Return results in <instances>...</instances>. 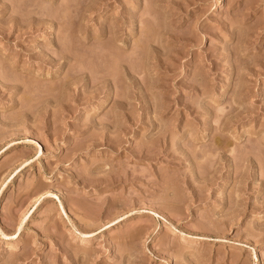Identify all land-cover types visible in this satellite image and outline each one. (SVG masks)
<instances>
[{
    "label": "rangeland",
    "instance_id": "obj_1",
    "mask_svg": "<svg viewBox=\"0 0 264 264\" xmlns=\"http://www.w3.org/2000/svg\"><path fill=\"white\" fill-rule=\"evenodd\" d=\"M0 264H264V0H0Z\"/></svg>",
    "mask_w": 264,
    "mask_h": 264
}]
</instances>
